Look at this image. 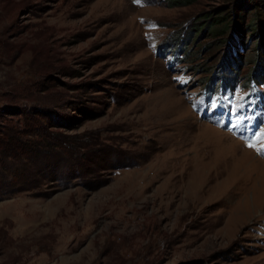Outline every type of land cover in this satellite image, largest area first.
Segmentation results:
<instances>
[{
	"label": "rangeland",
	"instance_id": "obj_1",
	"mask_svg": "<svg viewBox=\"0 0 264 264\" xmlns=\"http://www.w3.org/2000/svg\"><path fill=\"white\" fill-rule=\"evenodd\" d=\"M258 19L264 0H0V129L31 109L50 132L29 164L0 133V264H264Z\"/></svg>",
	"mask_w": 264,
	"mask_h": 264
},
{
	"label": "trees",
	"instance_id": "obj_2",
	"mask_svg": "<svg viewBox=\"0 0 264 264\" xmlns=\"http://www.w3.org/2000/svg\"><path fill=\"white\" fill-rule=\"evenodd\" d=\"M230 25L233 26V30L236 32L239 38H243L247 30L243 27L242 24H239L235 21V19L230 18ZM261 21L258 19V23H256V27L261 30L262 34L264 35V25L261 26ZM261 26V27H260ZM261 28V29H260ZM185 37V36H184ZM181 38L179 43V47L177 49L178 54L177 56L171 61V63L177 62L176 59L179 58V55L183 53L182 55H186L187 53V41L185 38ZM164 47L160 49L159 51L162 52L164 49L169 47L170 54L173 53V45H170L168 43H163ZM184 57H182L183 61ZM179 64V63H178ZM16 115H22L24 116L23 121H18L16 125H8L6 127L2 126L0 129V133L5 135L7 139L9 137L11 140H4L1 147H12V149H15V155H20V159L22 162L25 163H31L33 161L32 155L35 152V148L38 147V144L32 140L34 136H38L39 138L49 140L50 132L47 130L46 127H43L39 121H37L36 117L42 115V113L38 111H33L31 109L25 110L24 112H20ZM18 125H23V128H20ZM33 137V138H32ZM24 138H29V140H24Z\"/></svg>",
	"mask_w": 264,
	"mask_h": 264
},
{
	"label": "bare ground",
	"instance_id": "obj_3",
	"mask_svg": "<svg viewBox=\"0 0 264 264\" xmlns=\"http://www.w3.org/2000/svg\"><path fill=\"white\" fill-rule=\"evenodd\" d=\"M203 180L205 179L204 177L202 178ZM204 184V182L202 181V183L201 182H199V183H197V185H196V189H200V188H202V185ZM264 184V183H263ZM195 189V190H196ZM264 194V193H263ZM264 196V195H263ZM262 197V196H261ZM257 200V199H256ZM259 201V200H258ZM263 201V200H262ZM245 205H246V203H245ZM254 205H257L255 202H254ZM260 205V204H259ZM259 208V207H258Z\"/></svg>",
	"mask_w": 264,
	"mask_h": 264
},
{
	"label": "snow or ice",
	"instance_id": "obj_4",
	"mask_svg": "<svg viewBox=\"0 0 264 264\" xmlns=\"http://www.w3.org/2000/svg\"><path fill=\"white\" fill-rule=\"evenodd\" d=\"M137 2L139 3L140 2V0H137ZM251 146V145H250Z\"/></svg>",
	"mask_w": 264,
	"mask_h": 264
},
{
	"label": "built area",
	"instance_id": "obj_5",
	"mask_svg": "<svg viewBox=\"0 0 264 264\" xmlns=\"http://www.w3.org/2000/svg\"><path fill=\"white\" fill-rule=\"evenodd\" d=\"M183 53H181V55H182Z\"/></svg>",
	"mask_w": 264,
	"mask_h": 264
}]
</instances>
